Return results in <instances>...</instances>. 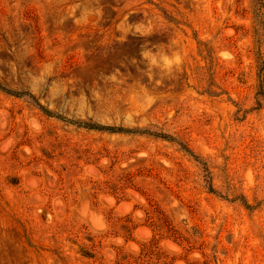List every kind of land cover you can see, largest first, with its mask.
<instances>
[{"label": "rangeland", "instance_id": "obj_1", "mask_svg": "<svg viewBox=\"0 0 264 264\" xmlns=\"http://www.w3.org/2000/svg\"><path fill=\"white\" fill-rule=\"evenodd\" d=\"M0 264H264V0H0Z\"/></svg>", "mask_w": 264, "mask_h": 264}, {"label": "trees", "instance_id": "obj_2", "mask_svg": "<svg viewBox=\"0 0 264 264\" xmlns=\"http://www.w3.org/2000/svg\"><path fill=\"white\" fill-rule=\"evenodd\" d=\"M34 97V96H33ZM38 104L40 105V107H42L47 113H49L50 115H53L52 112L50 110H48L47 108H44V106L38 102ZM59 117H62V118H65V116H61V115H58ZM66 119V118H65ZM71 122H75L76 124H78L79 126H85V127H88V128H91V129H114L113 127L111 126H106V125H102V124H99V123H89V122H82V121H74V120H69ZM119 129H122V128H119Z\"/></svg>", "mask_w": 264, "mask_h": 264}]
</instances>
